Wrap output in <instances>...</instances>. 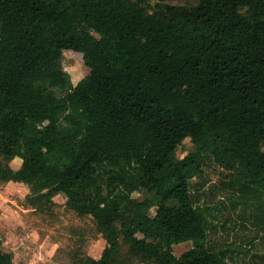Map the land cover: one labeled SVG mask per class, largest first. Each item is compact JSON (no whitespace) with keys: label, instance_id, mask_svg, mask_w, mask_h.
<instances>
[{"label":"trees","instance_id":"16d2710c","mask_svg":"<svg viewBox=\"0 0 264 264\" xmlns=\"http://www.w3.org/2000/svg\"><path fill=\"white\" fill-rule=\"evenodd\" d=\"M207 156L264 198V0H0V182L91 221L107 246L73 264H235L191 193Z\"/></svg>","mask_w":264,"mask_h":264},{"label":"rangeland","instance_id":"374dc122","mask_svg":"<svg viewBox=\"0 0 264 264\" xmlns=\"http://www.w3.org/2000/svg\"><path fill=\"white\" fill-rule=\"evenodd\" d=\"M171 5H195L198 0H162ZM64 68L73 85L84 78L83 64L76 54L64 56ZM60 96L64 92L59 91ZM193 150L191 138L178 149L184 157ZM19 169L22 160L11 163ZM231 173L206 157L204 173L191 181V193L197 205L212 209L209 244L217 250H231L235 264H264L254 255H264V198L256 199L232 190ZM29 185L0 182V239L5 252L14 256L15 264H73L77 254L99 258L106 240L92 226L67 207L63 195H56L47 208L29 205ZM135 198H143L139 193ZM155 209L151 211L153 215ZM192 242L173 247L176 256L192 248Z\"/></svg>","mask_w":264,"mask_h":264},{"label":"bare ground","instance_id":"6f19581e","mask_svg":"<svg viewBox=\"0 0 264 264\" xmlns=\"http://www.w3.org/2000/svg\"><path fill=\"white\" fill-rule=\"evenodd\" d=\"M182 245H183V243H182Z\"/></svg>","mask_w":264,"mask_h":264}]
</instances>
